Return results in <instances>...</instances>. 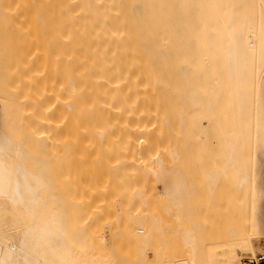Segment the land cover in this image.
<instances>
[{
	"label": "bare ground",
	"instance_id": "obj_1",
	"mask_svg": "<svg viewBox=\"0 0 264 264\" xmlns=\"http://www.w3.org/2000/svg\"><path fill=\"white\" fill-rule=\"evenodd\" d=\"M262 4L0 0L7 25L26 36L46 27L56 52L52 93L44 40L24 41L33 46L18 70L24 82L13 77L23 29L11 32L18 57L0 46L4 60L20 58L7 61L10 74L0 57L9 84L0 115L11 112L0 123L17 128L15 137L0 128V264H121L108 241L117 238L133 264L264 256L251 207ZM69 130L83 133L71 137L86 155L51 152ZM208 224L224 226L217 250L203 241Z\"/></svg>",
	"mask_w": 264,
	"mask_h": 264
},
{
	"label": "rangeland",
	"instance_id": "obj_2",
	"mask_svg": "<svg viewBox=\"0 0 264 264\" xmlns=\"http://www.w3.org/2000/svg\"><path fill=\"white\" fill-rule=\"evenodd\" d=\"M262 1V6H263V8H264V0H261ZM7 19L5 20L3 17L1 18L0 17V33H2V34H0V42H1V40H3L2 42V44L0 43V46L4 49V48H8L7 50L8 51H11V49H12V51H14L15 53L17 52L16 50L17 49H15L14 47H19L18 49H20V48H22L23 46H24V44H25V46H24V49H23V53H25L24 52V50L26 49L25 47H26V45H27V47H29L30 46V48H32L33 46H32V44L30 43V44H27L26 42H24V41H34V39H35V43L36 42H38V43H40V39L42 40L41 42H43V40L44 39H42V37L44 36V34H45V30L44 31H40V29L39 28H42V29H44V28H46V27H41V25H38V23H40V21H34V22H32L31 24H33V23H36L37 22V24L36 25H38V27L37 26H35V27H37L38 28V30H39V32L41 33H38V34H36L35 33V30H33V27L32 26H30V29H29V35L28 36H26L25 35V31H24V28L23 27H19L18 26V28L16 29V28H13L11 25V22H9L10 23V25L8 24L7 25ZM20 22V23H19ZM18 23L19 24H23V21L21 22V21H19ZM5 23V27L2 25V24H4ZM24 23H25V21H24ZM18 24V25H19ZM24 25V24H23ZM8 26H10L9 28H7ZM3 28V29H2ZM10 28H13L12 30L10 29ZM19 28H21V30L22 31H20V29ZM8 29V30H7ZM14 29H16V31L18 30V31H20V32H23V34H24V36H25V38L23 39V37L24 36H19V38H22L21 40H22V44H23V42H24V44H23V46H20L19 45V43H17L16 44V41L18 42L20 39L19 38H16V40L14 41V37L13 36H15V37H17L16 36V34H15V30ZM2 30H3V32H2ZM34 31V32H33ZM9 32V33H8ZM11 32H14V34L15 35H11L12 33ZM3 33H4V35H3ZM17 33V32H16ZM33 33H34V35H33ZM8 34V35H7ZM19 34V33H18ZM22 33H20V35H21ZM35 34H36V37H35ZM39 34H40V36H39ZM43 34V35H42ZM3 35V36H2ZM5 36H8L9 37V39H8V37L6 38ZM47 36V38H48V35H46ZM12 38V40L14 41L13 43H11V38ZM45 37V36H44ZM27 38V39H26ZM46 38V37H45ZM46 38V39H47ZM19 39V40H18ZM51 40L50 41H52V38H50ZM11 40V41H10ZM36 40H38V41H36ZM48 40V39H47ZM46 40V41H47ZM9 41H10V44H8L9 43ZM8 42V43H7ZM7 45H6V44ZM14 43H15V45H14ZM20 43V44H21ZM46 42H45V40H44V43H42V44H44L45 45V47H44V45H43V47H44V49L43 50H45V48L46 49H48V52H46V54L45 55H47V56H44V57H47L48 59H52V61H50L51 63H49V61H48V59L47 58H44L43 56V58L45 59V62H46V64L48 65V63L49 64H51V67H50V65H43V61H42V59H40V61H41V66H43L44 68H47V72H45V69H44V71H43V67L41 68V66H39L42 70H39V69H37L38 71H37V73L39 72V74L37 75V73H36V75H37V78H40V74H42L41 73V71L42 72H45V76H46V81H48V83H45L44 85H46L47 84V86L44 88V90H45V92H46V90L48 89H53V91L52 90H50V91H52V93L54 92V88H55V85H53V84H55V83H53V80H54V78L55 77H53L52 75L54 74V72H53V74L51 73L52 72V70L54 71V69L52 68L53 67V65H55L56 64V61H55V58H56V56H55V54H56V52H55V47H54V45L52 44H50L49 45V42H47L48 44L47 45H49V47L45 44ZM4 45H6V46H4ZM11 47V49H10V47ZM12 45H14L13 47H12ZM16 45H18V46H16ZM50 47H52V48H50ZM54 47V48H53ZM0 49V50H2L1 51V53H3V49ZM21 50V49H20ZM6 51V50H5ZM47 51V50H46ZM13 52V55H15V53ZM20 52V54L19 53H16V56H17V54H19V56L21 55V60H20V58L19 59H17V58H15V60H17V62L14 60V58H12L11 56H9L10 54H9V52L7 53V52H4V55L6 56L7 54H8V56H9V58H8V60H11V61H13V62H11L10 61V63L12 64V63H19V60L20 61H23L24 63H20V64H17V66L19 65V67H18V69L17 68H14V70H13V73H15V71H17L18 72V70H19V68H21L20 67V65L21 66H25L24 64H25V62H27V57H26V53H25V55L22 53V50L21 51H19ZM49 52H50V54H49ZM258 52H259V57H258V64H257V86H258V96H257V117H256V122H257V134H256V144H255V154H254V173H253V179H254V193H253V197H252V211H253V219H254V222H255V226H254V229L256 230V231H259V232H262L263 234H261L260 235V237H263L264 236V104H263V101H262V91H263V86H264V11H263V13H262V17H261V25H260V32H259V39H258ZM43 52L41 51V54H42ZM22 54L25 56V58L22 56ZM37 54L38 55H40V53H38L37 52ZM36 54V55H37ZM43 54V55H44ZM12 55V56H13ZM50 55V56H49ZM7 56V57H8ZM1 57V59L3 60V64L5 65V63H7V61L6 60H4L5 58L4 57H2V55L0 56ZM7 57H6V59H7ZM13 57H15V56H13ZM18 57V56H17ZM39 57V56H38ZM38 57H37V60H38V63H40L39 62V59H38ZM12 58V59H11ZM22 58H23V60H22ZM40 58H41V56H40ZM1 59H0V61H1ZM24 59H26V61L24 60ZM47 59V60H46ZM6 61V62H5ZM5 62V63H4ZM45 62H44V64H45ZM1 63H2V61H1ZM8 64V63H7ZM9 65V64H8ZM7 65V67L9 68V69H7V67H4L5 69H3L4 70V72L5 73H7V71L10 73L11 72V69H10V66L11 65H9L8 66ZM16 65V64H15ZM39 65V64H38ZM13 66V65H12ZM22 67V69H20V72H16L17 74L16 75H14L13 77H16V76H18L19 78H20V74H21V72L23 71V75H24V77H25V71H24V68ZM55 67V66H54ZM50 68L52 69L51 70V72H48V71H50ZM4 72H2L1 70H0V75H1V77H3V79H4V76H5V78H6V76L8 75V74H5ZM48 73H50V74H52V75H49ZM5 74V75H4ZM11 74V73H10ZM48 74V75H47ZM4 75V76H3ZM13 75V74H12ZM12 75H11V77H12ZM39 76V77H38ZM49 76V77H48ZM17 77V78H18ZM21 77H22V75H21ZM42 78H44L45 79V77L43 76ZM21 80H22V78H20ZM6 79H4V82L3 83H1V86H0V109L2 108V106L4 105V103H8L9 102V98L7 99V97H9V95L5 92L6 91V89H8V85L9 84H7L6 85V83L5 82H7V81H5ZM17 80V79H16ZM24 80V79H23ZM21 81V82H24V81ZM51 80V81H50ZM41 81H42V83H43V79H41ZM40 81V82H41ZM55 81V80H54ZM8 82H9V80H8ZM10 82H11V78H10ZM49 82H51V83H53L52 84V86L50 85V83ZM43 86V85H42ZM44 87V86H43ZM48 87V88H47ZM54 87V88H53ZM6 88V89H5ZM42 88V87H41ZM4 89V90H3ZM42 90V89H41ZM44 90H42V91H44ZM50 91H48V92H50ZM4 93V94H3ZM52 93H51V97H52ZM3 94V95H2ZM48 94L49 93H47L46 95L48 96ZM45 95V97H47ZM50 96V95H49ZM48 96V97H49ZM47 99V98H46ZM4 112V116H2V115H0V117H1V119H6V118H8V117H10L11 115V112L9 111V113H6V110H4L3 111ZM10 115V116H9ZM0 128H2L4 131H6V133H8V134H11V135H13L14 137L16 136V134H17V128H15L14 130H12V132L11 131H9L5 126H3V125H1V123H0ZM65 131V130H64ZM62 132V131H61ZM70 132V133H69ZM69 132L68 131H66V132H62V135H64V137L63 138H67V141H65V140H62L63 138H62V136H61V140H62V142H59V146H58V148H56V149H52V148H50L51 149V152L52 151H56V152H60V157L59 158H62L63 157V159H71L72 158V155L73 156H75V154H78V153H83L84 155H86L87 153H88V151H89V149H88V146H87V144L85 143V142H81V141H79V140H74V139H72L73 137H71V136H73V135H75V134H83V133H79V132H73V131H70L69 130ZM60 136V135H59ZM60 140V141H61ZM64 141H65V143H64ZM54 147V146H53ZM57 147V146H56ZM68 156H71V157H68ZM66 157H68V158H66ZM73 160V159H72ZM64 164V163H63ZM69 165V164H68ZM60 166V165H59ZM67 166V165H66ZM62 167H63V165H62ZM69 167V169L70 170H72L73 169V167L70 165V166H68ZM68 167H66V171H68L69 169H68ZM75 168L77 167V164L74 166ZM64 168H65V165H64ZM63 168V169H64ZM62 169V168H61ZM62 169V170H63ZM61 170V171H62ZM64 171V170H63ZM232 221V220H231ZM210 224V223H209ZM209 224H208V226H204L203 227V229H204V232L206 233V234H208V235H206L205 234V236H204V242H205V244H207L208 246H209V249H211V250H217V247H216V244H218L221 240H222V236H223V234H222V232H221V229L223 228V230H224V226L221 228L220 227V224L219 225H213V226H209ZM222 225V224H221ZM228 225H230V223H228ZM228 225H227V227H228ZM231 226V225H230ZM228 229V228H227ZM103 230H104V232L110 237V231H109V227H104L103 228ZM224 233V232H223ZM108 237V238H109ZM108 241H109V246L113 249V251H115L116 252V256L118 257V258H120L121 260H122V263L121 264H133V262L131 261V260H129L128 258H130V256H132V254H133V250H132V247L129 245V244H127L122 238L121 239H118L117 238V240L115 239V240H113V243L108 239ZM259 254H262L261 252H257V255L255 256L256 258H257V256L259 255ZM256 258H254V259H252V260H255ZM251 260V261H252ZM246 261H249V260H241L240 262H239V264H244V263H246ZM238 264V263H237Z\"/></svg>",
	"mask_w": 264,
	"mask_h": 264
},
{
	"label": "built area",
	"instance_id": "obj_3",
	"mask_svg": "<svg viewBox=\"0 0 264 264\" xmlns=\"http://www.w3.org/2000/svg\"><path fill=\"white\" fill-rule=\"evenodd\" d=\"M248 264H264V256L259 254L253 262H249Z\"/></svg>",
	"mask_w": 264,
	"mask_h": 264
},
{
	"label": "crops",
	"instance_id": "obj_4",
	"mask_svg": "<svg viewBox=\"0 0 264 264\" xmlns=\"http://www.w3.org/2000/svg\"><path fill=\"white\" fill-rule=\"evenodd\" d=\"M262 101H263V104H264V86H263V91H262Z\"/></svg>",
	"mask_w": 264,
	"mask_h": 264
}]
</instances>
